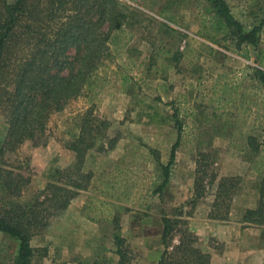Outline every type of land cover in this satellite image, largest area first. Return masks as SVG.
I'll use <instances>...</instances> for the list:
<instances>
[{"label": "rangeland", "instance_id": "1", "mask_svg": "<svg viewBox=\"0 0 264 264\" xmlns=\"http://www.w3.org/2000/svg\"><path fill=\"white\" fill-rule=\"evenodd\" d=\"M122 1L152 18L128 46L126 55L141 65L127 86L119 85V62L104 60L98 85L51 113L41 136L21 143L6 142L0 115V216L49 196L56 171L77 165L71 144L83 116L96 117L108 122L116 144L86 152L82 170L94 174L92 188L31 238L33 264H157L163 216L177 222L169 250L181 237L176 229L187 228L210 264H264V225L244 221L257 206V184H264V91L254 72L264 69V0H227L245 30L263 21L257 46L238 51L200 36L201 18L210 12L205 0ZM175 141L159 194L161 165ZM225 178L227 191L217 196ZM17 244L0 231V264H15Z\"/></svg>", "mask_w": 264, "mask_h": 264}, {"label": "trees", "instance_id": "2", "mask_svg": "<svg viewBox=\"0 0 264 264\" xmlns=\"http://www.w3.org/2000/svg\"><path fill=\"white\" fill-rule=\"evenodd\" d=\"M205 1L210 12L200 21L202 38L231 51L257 46L263 21L245 30L232 15L227 0ZM144 21L152 22V18L122 0H0V115L8 125L6 142L21 143L41 136L51 113L61 111L85 89L98 85L96 72L104 60L119 62V85L127 86L135 78L133 67L141 64H135L126 53L135 29ZM159 24L175 31L166 22ZM246 51L243 55L248 57ZM174 60L177 62V58ZM256 60L262 63L260 58ZM254 72L264 91V69L254 68ZM107 127L106 120L83 116L79 135L71 144L77 156L76 167L56 171L59 182L48 184L50 192L44 200L16 206L15 211L10 209L0 216V231L18 242L15 264H33L31 238L40 234L49 219L64 211L79 193L92 188L95 176L82 170V162L93 147L104 152L115 146L117 137L110 136ZM249 141L253 145L251 137ZM177 146L175 141L168 163L161 165L163 179L155 190L159 194L169 179ZM226 181L218 182L217 196L227 191ZM256 187L257 206L245 211L244 221L264 225V184ZM175 223L162 217L164 250L157 264H210V254L194 245L197 238L187 228L176 229L181 237L169 250ZM114 238L121 247V236L116 234Z\"/></svg>", "mask_w": 264, "mask_h": 264}]
</instances>
